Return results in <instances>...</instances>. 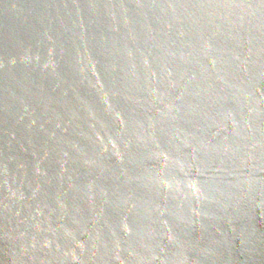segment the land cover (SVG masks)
<instances>
[{
	"label": "water",
	"instance_id": "obj_1",
	"mask_svg": "<svg viewBox=\"0 0 264 264\" xmlns=\"http://www.w3.org/2000/svg\"><path fill=\"white\" fill-rule=\"evenodd\" d=\"M0 264H264V0H0Z\"/></svg>",
	"mask_w": 264,
	"mask_h": 264
}]
</instances>
